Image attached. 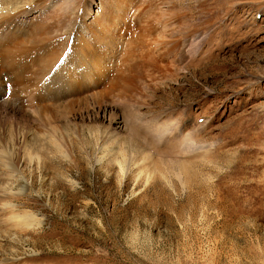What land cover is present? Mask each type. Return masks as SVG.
<instances>
[{
    "label": "rangeland",
    "instance_id": "obj_1",
    "mask_svg": "<svg viewBox=\"0 0 264 264\" xmlns=\"http://www.w3.org/2000/svg\"><path fill=\"white\" fill-rule=\"evenodd\" d=\"M78 1L109 24L99 12L114 2ZM69 3L46 7L65 13ZM135 3L138 23L154 21L166 40L192 31L179 42L181 62L148 56L127 93L133 106L90 103L85 112L79 101L72 115L51 112L56 136L9 109L0 264H264V0ZM8 93L1 107L17 95ZM176 121L179 130L156 134Z\"/></svg>",
    "mask_w": 264,
    "mask_h": 264
},
{
    "label": "bare ground",
    "instance_id": "obj_2",
    "mask_svg": "<svg viewBox=\"0 0 264 264\" xmlns=\"http://www.w3.org/2000/svg\"><path fill=\"white\" fill-rule=\"evenodd\" d=\"M111 1L112 10L99 12L109 15L111 21L107 25L103 24L101 15L90 16L91 7L81 8L78 0H69L65 13L47 8L50 0H31V3L0 0V56L5 61L0 64V99L4 93L17 92L16 96L11 94L5 99V106L1 107L4 100L0 101V109L7 115L0 122L8 119L10 108H17L26 126L33 125L39 131L45 129L51 137L56 136L59 126L54 124L51 112L60 111L66 116L81 108L87 112L90 103L96 109L113 103L133 106L134 97L127 93L132 78L138 76L136 68L151 65L147 63L148 56L153 60L167 57L172 62L182 58L180 43L192 33L190 29L178 28L174 35L180 37L167 40L164 30L161 34L155 29L158 35L155 37L154 21L149 19L144 26L138 23L136 0ZM167 15L168 10H163L162 16ZM89 17L93 21L90 30ZM159 21L156 22L164 27ZM208 28V25L204 27ZM143 31L154 35L152 42L144 39ZM27 68L30 77L23 80L20 73ZM4 72L11 74L12 79L5 78ZM108 76L113 78L107 79ZM79 101L84 106L78 109ZM171 127L179 130L178 121L173 125L161 124L154 130L160 136ZM59 144L66 147V139L62 137ZM65 156L70 154L66 152Z\"/></svg>",
    "mask_w": 264,
    "mask_h": 264
}]
</instances>
